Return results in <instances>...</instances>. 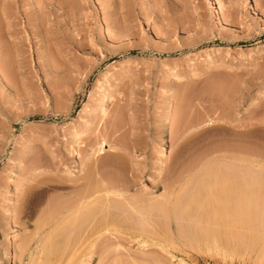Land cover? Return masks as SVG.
Instances as JSON below:
<instances>
[{"label":"rangeland","instance_id":"rangeland-1","mask_svg":"<svg viewBox=\"0 0 264 264\" xmlns=\"http://www.w3.org/2000/svg\"><path fill=\"white\" fill-rule=\"evenodd\" d=\"M263 181L264 0H0V264H264Z\"/></svg>","mask_w":264,"mask_h":264},{"label":"bare ground","instance_id":"bare-ground-1","mask_svg":"<svg viewBox=\"0 0 264 264\" xmlns=\"http://www.w3.org/2000/svg\"><path fill=\"white\" fill-rule=\"evenodd\" d=\"M101 108H102V112L105 113V112H106V108H104V106H102ZM261 126H262V125H261ZM164 143H165V141H164ZM101 150H102V149H101ZM101 150H100V152H101V154H102V153L104 152V149H103V151H101ZM242 162H243V161H242ZM247 164H248V162H247ZM258 164H259V163H258ZM251 165H252V164H251ZM230 167H231V166H230ZM238 167H239V166H238ZM238 167H237V169H238ZM245 167H247V166H245ZM245 167H244V169H245ZM226 168H227V167H226ZM233 168H234V166H233ZM241 168H242V166H240L239 169H241ZM250 168H252V171H254V168H253V167L250 166ZM250 168L247 167V169H250ZM257 168H258V167H257ZM247 169H245V170L247 171ZM216 170H217V169H216ZM219 170H220V169H219ZM224 170H225V169H224ZM227 170H228V169H227ZM241 170H242V169H241ZM98 171H99V170H98ZM225 171H226V170H225ZM249 171H250V170L247 171L248 174H250ZM207 172H208V171H207ZM214 172H215V174H217L216 171H214ZM259 172H260V171H259ZM211 173H212V172H211ZM218 173H219V172H218ZM222 173H223V172H222ZM224 173H225V172H224ZM230 173H231V172H230ZM238 173H239V172H238ZM238 173H237V174H238ZM252 173H253V172H251V174H252ZM97 174H98V173H97ZM220 174H221V173H220ZM226 174H227V173H226ZM251 174H250V176H251ZM253 174H254V173H253ZM253 174H252V175H253ZM258 174H259V173H257V176H258ZM104 175H105V174H104ZM204 175H206V174H204ZM209 175H211V174L209 173ZM221 175H222V174H221ZM223 175H224V174H223ZM223 175H222V176H223ZM228 175H229V174H228ZM238 175H239V174H238ZM261 175H262V173H260V176H258L259 178L257 177V178H258V182H257V183H259V181L261 180V179H260V178L262 177ZM202 176H203V174H202ZM202 176H201V177H202ZM207 176H208V175H207ZM222 176L220 177V179L222 178ZM224 176H225V175H224ZM226 176H227V175H226ZM230 176L233 177L231 174H230ZM243 176H244V179H246V178L248 177V176L246 177V175H243ZM255 176H256V175H255ZM197 177H198V176H197ZM197 177H196V178H197ZM213 177H214V176L212 175V178H213ZM231 177H229V178H231ZM245 177H246V178H245ZM252 177H254V176H251V178H252ZM210 178H211V177H210ZM210 178H209V179H210ZM233 178H234V177H233ZM248 178H249V177H248ZM254 178H255V177H254ZM257 178H256V179H257ZM111 179H112V178H111ZM199 179H200V178H199ZM199 179H198V180H199ZM206 179H208V178H206ZM213 179H215V178H213ZM213 179L211 180V182L213 181ZM223 179H224V178H223ZM231 179H232V178H231ZM239 179H241V178L239 177ZM239 179H237V180L240 181ZM194 180H195V179H194ZM194 180H193V181H194ZM202 180H203V179H202ZM215 180H216V179H215ZM215 180H214V181H215ZM218 180H219V177H218ZM235 180H236V179H235ZM235 180H234V181H235ZM94 181H95V180H94ZM104 181H105V180H104ZM196 181H197V180H196ZM203 181H204V180H203ZM207 181H208V180H207ZM219 181H220V180H219ZM238 181H236V183L239 184V185H240L241 182L243 181L242 184H241V185H243V188H240L241 190L237 189V188H239L240 186H239V187H238V186L234 187L232 184H231V185L233 186V188H236V192H235L234 194L237 193V195H240V194L242 193V191L245 190V187H246L248 184H246V186H244V185H245V183H244L245 181H244L243 179H241L240 183H238ZM256 181H257V180H256ZM191 182H192V181H191ZM191 182H190V183H191ZM199 182H200V181H199ZM209 182H210V181H209ZM231 182H232V180H231ZM252 182H253V183H256L255 181H253V178H252ZM263 182H264V181H263ZM190 183H189V184H190ZM200 183H201V182H200ZM215 183H216V182H215ZM215 183H213V184L215 185ZM232 183H233V182H232ZM243 183H244V184H243ZM246 183H247V180H246ZM248 183H249V181H248ZM253 183H251V181H250L249 185H250V184L252 185ZM91 184H92V183H91ZM194 184H197V183H195V181H194ZM203 184H204V183H203ZM208 184H209V183H208ZM208 184H207V185H208ZM217 184H219L218 181H217ZM224 184H226V183H224ZM261 184H263V183L260 182V186H261ZM86 185H87V184H86ZM113 185H114V182H113ZM113 185L110 186V184H108V183H106V182H104V183L101 184V182H100V185L98 184V186H96L94 189H93V188H90V187H92V186L87 187V188H90V189L86 190V192H84V193L82 192V194H80L81 192H79V194H78V196H77V199H76L77 201L75 200V204H74L75 206H73V207L70 209V211L73 212V210H74V211L76 212V211H78V210L81 211L82 209L85 210V209L88 208V209L91 210V209L93 208V209L91 210V212H92V211L94 210L95 207H96L95 209H97V208H99V207L101 208V205H100V204H102V203H103V204H102V208H103V207H104V208L107 207V210H108V206H109V205L112 206L111 202H113L114 200L116 201V199H114L115 196H114V194H113V193H115V191H114L113 188H112ZM118 185H119V184H118ZM192 185H193V183H192ZM205 185H206V184H205ZM207 185H206V186H207ZM209 185H210V184H209ZM226 185H227V186L224 185L225 188L223 187V189H224V192H226L225 194H228V193H230V192H228V191H229L230 184H226ZM251 185H250V186H251ZM254 185H255V184H254ZM258 185H259V184H258ZM263 185H264V184H263ZM115 186H116V185H115ZM115 186H114V187H115ZM206 186H205V187H206ZM211 186H212V188H214L213 185H211ZM211 186H210V191H211ZM250 186H249L248 188H250V189H252V190L254 189L253 192L251 191L252 194H251L248 190H247V191L251 194L250 197H255V196H256V194H254V193H256L255 189L257 190L258 188H252L253 186H252V187H250ZM191 187H192V186H191ZM193 187H194V186H193ZM198 187H199V189H200V186H199V185H198ZM201 187H203V185H202ZM216 187H217V186H216ZM226 187H228V188L226 189ZM263 187H264V186H263ZM263 187L261 186V188H263ZM87 188H86V189H87ZM81 189H82V188H81ZM81 189H79V190H81ZM125 189H126V187H125ZM179 189H180V188H179ZM185 189H187V188H185ZM194 189H195V187H194ZM199 189H198V190H199ZM205 189H206L205 192H207V187H206ZM217 189H218V187H217ZM217 189H216V190H217ZM219 189H220V188H219ZM231 189H232V188H231ZM242 189H243V190H242ZM246 189H247V188H246ZM191 190H193V189H191ZM191 190H190V191H191ZM212 190H213V189H212ZM234 190H235V189H234ZM234 190H232V191H234ZM83 191H85V186H84ZM181 191H182V193L184 194V192H183V188L181 189ZM196 191H197V190H196ZM202 191H203V188H202ZM221 191H222V190H221ZM240 191H241V193H240ZM254 191H255V192H254ZM191 192H192V191H191ZM197 192L199 193L198 196H200V194H203V193L201 192V189H200V192H201V193H200L199 191H197ZM203 192H204V191H203ZM218 192H219V190H218ZM218 192H217V193H218ZM227 192H228V193H227ZM238 192H239L240 194H238ZM260 192H261V191H260ZM263 192H264V191H262L261 193H263ZM111 193L113 194L112 197L114 196L113 198L110 196ZM185 193H186V192H185ZM208 193H209V192H208ZM210 193H211V192H210ZM179 194H180V193H179ZM190 194H191V193H190ZM194 194H195V193H194ZM206 194H207V193H206ZM206 194H205V195H206ZM214 194H215V191H214ZM214 194L211 193V196H210V197L214 196ZM230 194L233 195L232 193H230ZM230 194H228L229 199H230V197L232 198V196H231ZM242 194H243V195H242L243 197L240 195V196H241V199H243L242 204H241V203H240V204H239V203H238V204L235 203L236 200H238V198H240V196L238 197L237 195H236V197H238V198H237V199L235 198L236 200H234V198H232V200H230V204H232V202H233V200H234L233 203L236 204V207H238L237 205H243V206H245V208H247V209L249 208V210H250V209L252 208V206H251V208H250V206L247 207V204L249 205L250 202H251L250 205H252V201H251L252 198H251V199H250V197L247 198L249 195L246 194V191H244ZM263 194H264V193H263ZM187 195H188V193H187ZM196 195H197V193H196ZM219 195H220V194H219ZM246 195H247V196H246ZM253 195H254V196H253ZM259 196H262V195L259 194ZM121 197H123L121 200H123L124 202L122 201V202H120V204L123 206V209H124V206L127 205V206H125V210H126V211H127L128 208H129L128 206H130L131 204H132V206L134 205V206H133V210H134V207H135L136 213H137V210H138V209H139V210H142V211H143L144 209L146 210V212H144V211H145V210H144V211L141 213V215H140L139 217L137 216V214H139L140 211H139L137 214H136L135 212H133L134 214H136V215H134V214L132 213L133 210H131V213L135 216V218H136V216L138 217V218L136 219V220H137V221H136V222H137V225H135V226H136L137 228H139L138 231H139V232L141 231V232H140V234H138L139 236H138V235H137V236H138L139 238L143 237V236H144L143 234H144L146 231L144 232L143 230H140V228H143V227H144V228H145V227L147 228V226H148V225L146 226V224L149 223V220H150L149 218H151V217H148V213L151 212V210L149 209L150 206H151V204H150V205L148 204V205H149V208H148V206H147V208H146V206H144V207H145V208H144V207H143V204H140L142 207H139V206H140L139 204H138L139 206L137 205V207H136V203H137V202H140V201L137 200V201L134 203L132 200H129V199L132 198V197H128V198H129L128 200H127V198L124 199V198H125L124 195L121 196ZM190 197H191V196H190ZM194 197H195V195H194ZM200 197H201V199H199L198 197H197V198L199 199L200 204L202 203L201 206H204L205 208L208 209V207L205 206L206 204L208 205L207 198L205 197L207 203L204 204V201L201 202L202 200H204V199H202L203 195H201ZM218 197H219V196H218ZM233 197H235V196H233ZM115 198H117V197H115ZM138 198H139V197H138ZM142 198H143V197H142ZM214 198H215V197H214ZM223 198H224V197H223ZM255 198H256V197H255ZM255 198L253 199V201L256 200ZM73 199H75V198H73ZM113 199H114V200H113ZM135 199H136V198H135ZM179 199H180V198H179ZM182 199H183V198H182ZM212 199H213V198H212ZM229 199H228V200H229ZM249 199H250V200H249ZM117 200H118V199H117ZM121 200H120V201H121ZM125 200H126V202H125ZM139 200H141V199L139 198ZM142 200H143V199H142ZM165 200H166V199H165ZM191 200H193V197L190 199V201H191ZM213 200H214V199H213ZM239 200H240V199H239ZM245 200H246V201H245ZM247 200L250 201V202L247 203ZM115 201L113 202V204H114V203H117V202H115ZM118 201H119V200H118ZM128 201H129V202L131 201L130 204H128V203H129ZM144 201H145V200H144ZM146 201H147V200H146ZM150 201H152V200H150ZM153 201H154V200H153ZM160 201H161V200H159V202H160ZM162 201H163V200H162ZM182 201H183V200H182ZM190 201H189V202H190ZM195 201H196V198H195ZM195 201L193 200V202H195ZM206 201H205V202H206ZM225 201L227 202V200H225ZM231 201H232V202H231ZM244 201H245V203H247V204H245ZM73 202H74V201H73ZM156 202H157V201H156ZM179 202H180V201H179ZM184 202H186V200H185ZM184 202H183L182 205L179 204V205H180V206H179L180 209L182 208L181 206H185V207H186V205L189 204V203H186V205H184ZM196 202H197V201H196ZM211 202H213V201H211ZM226 202H225V203H226ZM240 202H241V201H240ZM255 202H256V201H255ZM255 202H254V203H255ZM71 203H72V202H71ZM71 203H70V204H71ZM97 203H98V204H97ZM99 203H100V204H99ZM105 203H106V206H103V205H105ZM108 203H109V204H108ZM126 203H127V204H126ZM140 203H144V202L141 201ZM148 203H149V202H148ZM151 203H152V202H151ZM154 203H155V202H154ZM162 203H163V202H162ZM166 203H167V202H166ZM176 203H177V202H176ZM220 203H221V201H220ZM120 204H119V202H118V205H120ZM123 204H125V205H123ZM144 204H146V203H144ZM221 204H222V203H221ZM226 204H228V203H226ZM226 204H225V206L230 205V204H228V205H226ZM256 204H257V203H256ZM93 205H95V207H94ZM98 205H99V207H98ZM114 205H115V204H114ZM161 205H163V204H161ZM173 205H174V204H173ZM177 205H178V204H176V207H174L175 210L177 209ZM193 205H194L195 207H196V206H199V207H200L199 203H198V205H197V203H196V205H195V204H193ZM85 206H86V207H85ZM122 206H121V207H122ZM132 206H131V207H132ZM155 206H156V205H155ZM159 206H160V205H158L157 207H159ZM188 206L190 207L191 205L189 204ZM188 206H187V207H188ZM222 206H223V205H222ZM83 207H85V208H83ZM89 207H90V208H89ZM113 207H119V208H120V206H117V204H116L115 206H113ZM113 207H109V208L115 209V208H113ZM126 207H127V209H126ZM131 207H130V208H131ZM138 207H139V208H138ZM157 207H156V209H157ZM161 207H162V206H161ZM163 207H164V206H163ZM163 207H162V209H164ZM187 207H186V208H187ZM192 207H193V206H192ZM232 207H234V206H232ZM232 207L230 206V208H232ZM241 207H242V206H241ZM255 207H256V206H255ZM258 207H259V206H258ZM263 207H264V206H263ZM100 208H99V210H100ZM119 208H118V209H119ZM143 208H144V209H143ZM179 208H178V209H179ZM186 208H185V211H186ZM193 208H194V207H193ZM193 208H191V210H192ZM214 208H215V207H214ZM216 208H217V207H216ZM216 208H215V209H216ZM228 208H229V207H227V208H226V211H225L227 214L230 213V212L227 211ZM80 209H81V210H80ZM88 209H87V210H88ZM112 209H111V210H112ZM118 209H116V210H118ZM159 209H160V208H159ZM159 209H157L156 211L158 212ZM178 209H177V211L180 210V209H179V210H178ZM188 209H189V208H188ZM195 209H196V208H195ZM197 209H198V207H197ZM203 209H204V208H203ZM203 209H202V210H203ZM241 209H244V207L241 208ZM87 210H85L86 212L84 211V214H83V211H82V213H81V212H80V213H81L83 216H85V214H86L88 211H90V210H88V211H87ZM104 210H105V209H104ZM120 210H122V209H120ZM232 210L235 212V211H236V208H235V209L232 208ZM238 210L240 211V208L237 209V211H238ZM254 210H255V209H254ZM257 210H258V209H257ZM68 211H69V210H68ZM96 211L98 212V210H96ZM96 211H95V213L92 212V213H94V215L90 214V213H91V212H90V213H89V218H88V219H90V218H91V215H92V216H93V217H92V218H93L92 221H93V220L96 221L97 218L94 219L95 215L97 214ZM100 211H103V210H100ZM100 211H99V212H100ZM105 211H106V210H105ZM122 211H123V210H122ZM128 211H129V210H128ZM152 211L155 212L154 209H153ZM181 211H184V209L182 208ZM195 211H196V210H195ZM213 211H214V210H213ZM222 211H223V208H222ZM237 211H236V213H234V215H235V214H236V215L238 214ZM245 211H247V210H245ZM245 211H244L243 213H245ZM251 211L253 212L252 209H251ZM251 211H250V212H251ZM75 212H74V213H75ZM113 212H115V210H114ZM116 212H117V211H116ZM116 212H115V213H116ZM120 212H121V211H120ZM153 212H152V213H153ZM187 212H188V211H187ZM193 212H194V211H193ZM196 212H197V211H196ZM196 212H195L194 215H196ZM206 212H207V211H206ZM250 212H249V213H250ZM252 212H251V213H252ZM256 212H257V211H256ZM261 212H262V210H261ZM102 213H103V212H102ZM121 213H122V212H121ZM159 213H160V212H159ZM159 213H158V214H159ZM175 213H176V211H175ZM178 213H179V212H178ZM204 213H205V212H204ZM226 213H225V214H226ZM247 213H248V211H247ZM253 213H254V212H253ZM81 214H79V215H81ZM87 214H88V213H87ZM103 214H104V213H103ZM132 214H131V215H132ZM145 214H146V215H145ZM180 214L183 215V212H181ZM188 214H189V213H188ZM200 214H201V213H200ZM208 214H209V213H208ZM208 214H207V216H208ZM214 214H216V216H215V220H218V219H217V211H215ZM220 214H221V213H220ZM227 214H226V215H227ZM254 214L256 215L257 213H254ZM72 215H73V214H72ZM82 215H81V216H82ZM104 215H105V216H104ZM104 215H102V216H104V217H107V216H108L107 213H105ZM133 215H132V216H133ZM156 215H157V214H156ZM182 215H180V217H184V216H182ZM190 215H192V214H190ZM198 215H199V214H198ZM228 215H230V214H228ZM236 215H235V217H236ZM255 215H253V216L255 217ZM70 216H71V215H70ZM73 216H74V215H73ZM76 216H77V215H76ZM83 216H82V217H83ZM118 216H119V215H118ZM123 216L125 217V214H124ZM123 216H122V217H123ZM126 216H130V215H126ZM132 216H131V217H132ZM151 216H152V214H151ZM153 216H154V215H153ZM188 216H189V215H187L186 218H187ZM204 216L206 217V213H205ZM213 216H214V215H213ZM219 216H220V215H219ZM230 216H233V215H230ZM230 216H228V218H227V216L225 217V218H226V221L223 222L222 225H225V224L228 225V224L230 223V222H228L229 219H230V218H229ZM251 216H252V214H251ZM253 216H252V217H253ZM258 216H259V215H258ZM79 217H80V216H78V218H79ZM82 217H80V218H82ZM145 217H146V219H148L147 223H146ZM162 217H163V216H162ZM175 217H176V216H175ZM177 217L180 218L179 216H177ZM177 217H176V218H177ZM205 217H204V218H205ZM221 217H222V216H221ZM238 217H240L241 220H242V216L239 215ZM245 217H247V216H245ZM254 217H253V218H254ZM84 218H85V217H84ZM100 218H101V217H100ZM107 218H108V217H107ZM119 218H120V217H119ZM126 218L129 219L130 217H126ZM126 218H125V219H126ZM159 218H160V216H159ZM178 218H177V219H178ZM190 218H191V217H190ZM212 218H213V217H212ZM219 218H220V217H219ZM231 218H232V222H231V224L233 223V224L231 225V226H232L231 228H235V224H236V223L234 224L235 220H236L237 223L239 224V226L237 227V229H238V228L240 229V227H243V226L240 224V221H241L240 219L235 218V220H234V222H233V217H231ZM247 218H249V217H247ZM247 218H243V219L248 220ZM132 219H133V217H132ZM138 219H139L140 223H138ZM155 219H156V218H155ZM157 219H158V218H157ZM187 219L190 220L189 217H188ZM193 219H194V217H193ZM195 219H196V217H195ZM195 219H194V220H195ZM220 219H221V218H220ZM222 219H223V218H222ZM227 219H228V221H227ZM84 220H85V219H84ZM118 220H119V219H118ZM120 220H122V219H120ZM123 220H124V219H123ZM123 220H122V221H123ZM152 220H153V218H152ZM163 220H164V219H163ZM167 220H168V219H167ZM178 220H184V219L181 218V219H178ZM194 220H193L194 223H196V222L198 221L197 219H196V220H197L196 222H195ZM199 220H200V219H199ZM207 220H208V218H206V220L204 219V224L206 223L205 226L208 228L209 225H208V223L206 222ZM245 220H244V221H245ZM256 220H257V218H256ZM90 221H91V219H90ZM95 221H94V222H95ZM155 221H156V220H155ZM168 221H169V220H168ZM184 221H185V220H184ZM184 221H182L183 224L185 223ZM200 221H201V220H200ZM200 221H199V222H200ZM208 221H209V220H208ZM213 221H214V220H213ZM230 221H231V220H230ZM248 221H249V220H248ZM251 221H252V220H251ZM114 222H115V221H114ZM119 222H120V221H119ZM123 222H124V221H123ZM126 222H128V221L126 220ZM129 222H130V221H129ZM132 222H133V221H132ZM141 222H142V223L145 222V224H144V223L141 224ZM179 222H180V221H179ZM189 222H190V221H189ZM191 222H192V221H191ZM219 222H220V221H219ZM102 223H103V222H102ZM134 223H135V221H134ZM154 223H156V222H154ZM197 223H198V222H197ZM200 223H203V221L200 222ZM216 223H217V221H216ZM84 224H85V223H84ZM92 224H94V223H92ZM103 224H104V223H103ZM126 224H127V223H126ZM130 224H131V223H130ZM135 224H136V223H135ZM139 224H141V225H140L141 227H139ZM183 224H182V225H183ZM212 224H213V223H212ZM238 224H237V225H238ZM242 224H245V227H246V224H248V222H247V223H246V222L243 223V221H242ZM87 225H88V224H87ZM87 225L85 226V229L88 228ZM100 225H101V224H100ZM106 225H107V224H106ZM127 225H128V224H127ZM127 225H126V226H127ZM176 225L178 226L177 222H176ZM184 225H185V224H184ZM184 225H183V226H184ZM194 225H195V224H194ZM197 225H198V224H197ZM199 225H200V224H199ZM199 225L197 226V228L200 227ZM214 225H215V224H213V228H214L215 226H217V225H215V226H214ZM218 225H219V224H218ZM248 225H249V224H248ZM248 225H247V226H248ZM94 226H95V225H94ZM94 226H93V227H94ZM135 226L132 225L133 228H135ZM151 226H152V225H151ZM156 226H157V224H156ZM201 226H202V225H201ZM89 227H90V226H89ZM108 227H109V226H108ZM127 227H129V226H127ZM191 227H192V226H191ZM218 227H219V226H218ZM248 227H250V225H249ZM102 228H104V227H102ZM153 228H154V227H153ZM153 228H151V230H152ZM178 228H179V226H178ZM202 228H203V226H202ZM228 228H229V225H228ZM243 228H244V227H243ZM83 229H84V228H83ZM127 229H128V228H127ZM130 229H131V228H130ZM135 229H136V228H135ZM147 229H148V228H147ZM147 229H144V230H147ZM179 229H180V228H179ZM179 229H178V231L181 233V236H182V232H181ZM183 229H186L185 226H184ZM208 229H209V228H208ZM215 229H216V228H215ZM215 229H214V230H215ZM220 229H222V228L220 227ZM220 229H219V230H220ZM88 230H89V231H88L89 234H87V232H85V230H84V232L89 236V237L87 236L89 240H90V239H93V238H90V235H91L90 232L92 231V229H91V231H90V228H89ZM94 230H95V229H93V232L97 235V233H98L99 231H96V232H95ZM133 230H134V229H133ZM136 230H137V229H136ZM148 230H149V229H148ZM198 230H199V228H198ZM200 230H201V228H200ZM200 230H199V231H196V232H195V233H196L195 235H197V233L199 234L200 232H202V231H200ZM203 230H204V229H203ZM206 230H207V229L205 228V230H204L203 233H201V234H204V232H209V230H207V231H206ZM232 230H233V229H231V231H232ZM240 230H241V229H240ZM142 231L144 232L143 234H142ZM152 231H154V230H152ZM221 231H222V230H221ZM228 231H229V230H227V234L230 235V233H229ZM233 231H235V230H233ZM233 231H232V233H233ZM93 232H91V233H93ZM106 232L108 233V231H106ZM123 232H124V231H123ZM123 232H122V233H123ZM125 232H126V231H125ZM125 232H124V233H125ZM127 232H128V234H129V231H127ZM191 232H192V230H191ZM210 232H211V231H210ZM223 232H225V230L222 231V233H223ZM236 232H237V231H236ZM109 233H110V231H109ZM120 233H121V232H120ZM222 233H220V234H222ZM95 234H94V235H95ZM141 234H142V236H141ZM152 234H153V233H152ZM186 234H187V233H186ZM206 234H207V233H206ZM214 234H215V233H214ZM233 234H235V233H233ZM94 235H93V237H94ZM96 235H95V236H96ZM110 235H111V234H110ZM129 235H130V234H129ZM148 235H149V234H148ZM150 235H151V234H150ZM195 235L193 236L194 238H196ZM215 235H216V234H215ZM215 235H214V236H215ZM81 236H82V235H81ZM84 236H86V235H84ZM111 236H112V235H111ZM183 236H185V235L183 234ZM198 236H199V235H197V238H196L197 240L200 238V237L198 238ZM202 236H203V235H201V238H203V240H205L204 237H202ZM222 236H223V234H222ZM222 236H221V238L224 239L225 236H224V237H222ZM231 236H232V235H231ZM87 237H84V238H86V240H87ZM91 237H92V236H91ZM112 237L116 238L114 235H113ZM118 237H119V236H118ZM120 237H121V236H120ZM135 237H136V235H134L133 238H135ZM138 237H137V238H138ZM147 237H148V236H147ZM212 237H213V235H212ZM133 238H132V239H133ZM215 238H217V236H215ZM221 238H220V239H221ZM135 239H136V238H135ZM142 239H143V238H142ZM189 239H190V238H189ZM196 239H195V240H196ZM206 239L208 240L207 237H206ZM209 239H210V238H209ZM213 239H214V238H213ZM217 239H218V238H217ZM232 239H233V237H232ZM234 239H237V238L234 237ZM234 239H233V240H234ZM238 239L240 240V238H238ZM238 239H237V241H239ZM119 240L121 241V238H119ZM144 240L146 241L145 236H144ZM144 240H143V241H144ZM190 240H191V239H190ZM84 241H85V240H84ZM84 241H83V242H84ZM140 241H142V240L140 239ZM175 241H176V240H175ZM209 241H210V240H209ZM212 241H213V240H212ZM212 241H211V242H212ZM220 241H221V240H220ZM220 241H218V242H220ZM222 241H223V240H222ZM228 241H229V237H228ZM80 242H81V241H80ZM85 242H87V241H85ZM85 242H84V243H85ZM118 242H119V241H118ZM118 242H117V243H118ZM189 242H190V241H189ZM207 242H208V241H207ZM207 242H206V243H207ZM213 242H214V241H213ZM216 242H217V240H216ZM229 242H231V241H229ZM93 243H94V242H93ZM140 243H144V242H140ZM145 243H146V242H145ZM223 243H224V242H223ZM225 243H226V242H225ZM79 244H80V243H79ZM88 244H90V243H88ZM221 244H222V243H221ZM230 244H231V243H230ZM223 245H224V244H223ZM88 247H90V246L88 245ZM235 247H236V246H235ZM89 251H90V250H89ZM85 254H86V253H85ZM85 254H84V255H85ZM87 254H88V251H87ZM89 254H90V253H89ZM90 257H91V256H90ZM84 258H85V257H84ZM86 258H87V256H86ZM83 262L85 263L86 261H83ZM87 262H88V261H87Z\"/></svg>","mask_w":264,"mask_h":264}]
</instances>
